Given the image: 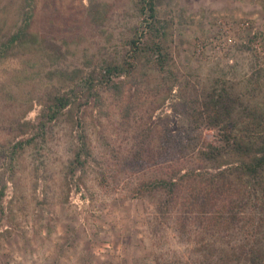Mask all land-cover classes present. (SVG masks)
Wrapping results in <instances>:
<instances>
[{
	"label": "rangeland",
	"instance_id": "obj_1",
	"mask_svg": "<svg viewBox=\"0 0 264 264\" xmlns=\"http://www.w3.org/2000/svg\"><path fill=\"white\" fill-rule=\"evenodd\" d=\"M24 1L0 0V39ZM30 1L32 40L0 54V264H234L247 222L219 230L215 211L196 210L185 225L187 181L168 205L141 184L216 170L193 155L214 131L191 129L195 105L219 82L263 99L264 0H154L165 71L100 98L91 69L126 56L131 37L151 44L138 0ZM63 92L72 102L47 118Z\"/></svg>",
	"mask_w": 264,
	"mask_h": 264
},
{
	"label": "trees",
	"instance_id": "obj_2",
	"mask_svg": "<svg viewBox=\"0 0 264 264\" xmlns=\"http://www.w3.org/2000/svg\"><path fill=\"white\" fill-rule=\"evenodd\" d=\"M20 8L22 20L5 40L0 39V54L16 53V47L31 41V1ZM143 14V24L147 26L151 44L140 35L128 41L127 55L121 59L105 60L93 67L86 77L87 88L100 98L101 88L112 89L121 94L125 83L143 82L150 71H165L168 52L162 40L166 38V25H161L155 17L154 0H138ZM142 33V29H141ZM139 72L140 77H137ZM259 74H251V85L257 84ZM125 79V80H124ZM208 91L204 98L195 105V118L190 123L192 130L213 129L210 139L193 150V155L200 161H211L215 171L208 167L189 169L183 174L156 177L143 182L141 188H162L166 193L165 205L176 200V189L187 181L188 197L183 210L182 222L190 219L191 213L198 210L202 214L215 211L212 226L219 225V230H230L234 225L247 222L248 239L235 255L234 264H264V96L261 102H247L242 91L232 92L229 86L220 83ZM67 92L51 96L46 110L47 118H52L60 109L72 102ZM200 128V130H201ZM192 143V140L189 139ZM81 152L85 141H80ZM79 155L80 156V153ZM197 155H196V154ZM140 155H136L139 157ZM77 157V162L79 161ZM139 192V191H138ZM2 191L0 189V196ZM162 204V203H161ZM245 213H249L248 217ZM182 223V225H184ZM204 264H215L207 261ZM225 264V263H223Z\"/></svg>",
	"mask_w": 264,
	"mask_h": 264
}]
</instances>
